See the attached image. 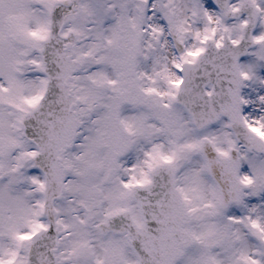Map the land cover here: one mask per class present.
Segmentation results:
<instances>
[{
	"label": "snow or ice",
	"instance_id": "1",
	"mask_svg": "<svg viewBox=\"0 0 264 264\" xmlns=\"http://www.w3.org/2000/svg\"><path fill=\"white\" fill-rule=\"evenodd\" d=\"M0 264H264V0H0Z\"/></svg>",
	"mask_w": 264,
	"mask_h": 264
}]
</instances>
